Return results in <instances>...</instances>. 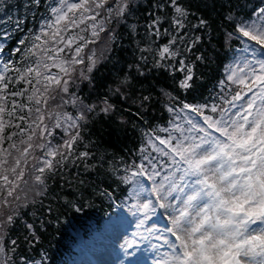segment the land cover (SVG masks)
<instances>
[{"label": "snow or ice", "instance_id": "snow-or-ice-1", "mask_svg": "<svg viewBox=\"0 0 264 264\" xmlns=\"http://www.w3.org/2000/svg\"><path fill=\"white\" fill-rule=\"evenodd\" d=\"M124 196L154 264H264V0H0V264Z\"/></svg>", "mask_w": 264, "mask_h": 264}, {"label": "trees", "instance_id": "trees-1", "mask_svg": "<svg viewBox=\"0 0 264 264\" xmlns=\"http://www.w3.org/2000/svg\"><path fill=\"white\" fill-rule=\"evenodd\" d=\"M102 47V43L96 46L98 55ZM230 59L229 56L223 63L228 64ZM216 70L221 75L224 72L222 66L217 67ZM153 115L159 117V119L154 121L155 124L161 127L167 126L164 121L169 117L168 113L154 111ZM137 135V133L129 132L127 137L120 135L119 139H117L116 135H105L100 144L99 151L106 152L109 155L118 153L129 157V150L134 149L139 143ZM125 200H127L126 196L122 197L121 200L115 201V203L126 204L128 206L135 203L134 200H128L127 203H124ZM115 203L110 206V202L107 200L94 198L90 206H85L79 212H76L74 209H67L65 215L61 217L60 222L49 227L48 232L42 237L43 247L39 248V251L41 255L47 257V264H52L60 259L71 261L76 256L75 254L80 252L78 243L81 237H87L89 232L94 234L98 224L100 225V223L105 222L112 213ZM37 259H39V256H37Z\"/></svg>", "mask_w": 264, "mask_h": 264}, {"label": "rangeland", "instance_id": "rangeland-1", "mask_svg": "<svg viewBox=\"0 0 264 264\" xmlns=\"http://www.w3.org/2000/svg\"><path fill=\"white\" fill-rule=\"evenodd\" d=\"M166 218V217H165ZM155 220V217L154 219ZM135 230H132L129 226L120 225L118 223H112L108 228L98 234V236L92 238L93 251L101 259L105 253L112 255V261L114 264H128L129 260H136L139 258L142 264H150V260L158 253L152 249V244H156L155 240H144L142 236L136 237ZM135 233V234H134ZM140 244H139V241ZM129 242L131 247L122 249L120 245ZM139 245V246H138ZM145 245V246H144ZM128 248L134 250V253L129 255ZM158 259V258H157ZM72 264H91L87 258L76 259Z\"/></svg>", "mask_w": 264, "mask_h": 264}, {"label": "bare ground", "instance_id": "bare-ground-1", "mask_svg": "<svg viewBox=\"0 0 264 264\" xmlns=\"http://www.w3.org/2000/svg\"><path fill=\"white\" fill-rule=\"evenodd\" d=\"M102 260L104 264H114L112 261V255L110 253H105V255H102Z\"/></svg>", "mask_w": 264, "mask_h": 264}]
</instances>
